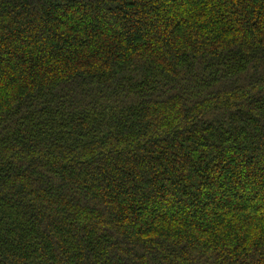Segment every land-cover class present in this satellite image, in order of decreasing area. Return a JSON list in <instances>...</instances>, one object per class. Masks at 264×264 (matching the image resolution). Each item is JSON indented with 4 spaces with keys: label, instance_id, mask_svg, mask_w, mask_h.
<instances>
[{
    "label": "trees",
    "instance_id": "obj_1",
    "mask_svg": "<svg viewBox=\"0 0 264 264\" xmlns=\"http://www.w3.org/2000/svg\"><path fill=\"white\" fill-rule=\"evenodd\" d=\"M0 264H264V0H0Z\"/></svg>",
    "mask_w": 264,
    "mask_h": 264
}]
</instances>
